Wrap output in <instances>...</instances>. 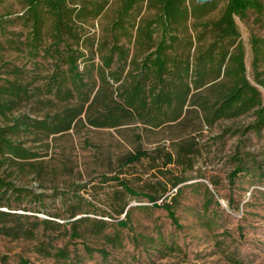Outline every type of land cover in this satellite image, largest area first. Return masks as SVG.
I'll list each match as a JSON object with an SVG mask.
<instances>
[{
	"label": "trees",
	"instance_id": "16d2710c",
	"mask_svg": "<svg viewBox=\"0 0 264 264\" xmlns=\"http://www.w3.org/2000/svg\"><path fill=\"white\" fill-rule=\"evenodd\" d=\"M8 1L0 0V8ZM111 1L21 0L20 15H0L2 36L16 23L25 31L21 44L10 41L8 46L31 60H44L49 68L41 77L42 85L36 86V81H28L26 70L7 64L0 67V208L8 210L0 211V220L4 221L0 231L15 240L38 242L36 253L64 264L81 263V258L69 250L74 240H84L83 249L89 257L98 254L107 259L109 253L90 246L87 238L121 248V231L129 227L130 209L115 193L118 220L116 231L109 233L110 225L105 220L90 217L98 214L91 210L93 204L80 196L84 186L70 185L50 194L26 187V177L41 179L44 174L42 162L37 160L40 154L26 146L28 141L43 144L52 136L86 126L157 129L179 122L191 109L206 127L249 114L254 117L246 126L222 129L219 138H243L247 134L264 137V38L253 35L249 39L251 82L236 23V19L246 20L249 13L263 22L264 0H213L207 4L195 0H118L104 36L97 37L88 27L107 12ZM143 7L151 14L140 17ZM54 101L64 107L42 118L19 113L23 105ZM196 150L194 140L174 142L170 152L159 156L165 166L173 165L186 173L193 171ZM259 156L260 160L237 146L229 160L233 166L228 175L230 185L247 180L255 186L264 185V150ZM142 158L150 155L137 150L124 164L138 163ZM189 178L173 177L170 184L175 192L171 193L166 186L158 192H137L119 177L103 179L115 181L125 195L146 199L153 209L166 213L176 230H181L177 209ZM200 186L204 188V200L197 219L204 229L212 231L217 227L218 212L209 209L212 205L219 208L220 203L207 186ZM190 187L195 188L193 184ZM258 193L264 198V191ZM55 200L61 203L65 215L47 210L48 202ZM38 214L69 221L60 224L41 220ZM79 214L83 216L75 219ZM122 215L124 219L119 220ZM47 233L49 241H41ZM61 238L67 240L58 248L53 243ZM135 241L170 253L181 251L175 243L168 244L161 233L156 239L138 236ZM8 260L1 256L0 264H8ZM18 264L28 262L20 259Z\"/></svg>",
	"mask_w": 264,
	"mask_h": 264
},
{
	"label": "rangeland",
	"instance_id": "374dc122",
	"mask_svg": "<svg viewBox=\"0 0 264 264\" xmlns=\"http://www.w3.org/2000/svg\"><path fill=\"white\" fill-rule=\"evenodd\" d=\"M117 8L118 0H112L107 12L88 27L91 32L97 37L104 36V29L113 20ZM22 11L21 0H11L0 8V15L15 18ZM150 14L143 7L139 16L146 17ZM236 23L245 46L247 77L253 82L249 39L253 35L264 38V18L260 23L254 14L249 13L246 20L236 19ZM24 39L25 31L18 23L9 26L5 35L0 34V67L7 64L24 69L29 73L28 81H36V86H40L43 82L41 77L49 69L48 63L41 59L31 60L25 53L8 46L10 41L21 44ZM63 107L64 104L56 101L39 106L28 104L23 105L19 113L42 118ZM253 121L254 117L249 114L206 127L202 124L200 115L191 109L179 122L157 129L145 130L135 126L119 129L79 127L52 136L43 144L28 141L26 146L33 147L40 154L37 160L42 162L44 174L41 179L28 176L23 184L34 192L47 194L54 189L66 190L70 185L84 186L79 194L93 204L91 210L98 214L90 217L105 220L110 225L109 233L116 231L115 222L118 220V207L113 203L114 194H120L128 205L131 214L129 227L121 231L123 246L112 248L102 240L87 238L86 242L90 246L107 250L108 258L102 259L98 254L87 256L83 249L84 240H74L69 250L81 258L80 264H264V198L258 193V190L264 191V185L255 186L247 180L243 183L238 181L232 186L228 181V175L233 170L229 160L234 156L235 148L242 146L246 152L260 160L259 155L264 150V137L256 138L247 134L243 138H219L222 129L246 126ZM191 140L197 146L193 155L192 172L184 173L182 168L164 165L160 154L170 152L174 142ZM137 150L145 151L150 158L125 165V159ZM104 176L119 177L137 192H158L166 186L170 193L175 192L170 184L173 177H190V181L184 184L187 187L183 190L181 206L177 209L182 229L176 230L166 213L153 209L146 199L125 195L115 181L105 182ZM190 184L195 186L193 190ZM200 184L207 186L214 194L215 201L220 203L219 208L212 205L209 209L211 212H218L217 227L212 231L204 229L197 219L202 212L204 200V188ZM142 207H147V211L138 209ZM47 210L51 214L65 215V209L57 200L49 201ZM0 211L8 212L6 208H0ZM107 214L110 217H106ZM37 216L41 220L50 219L60 224L69 221L50 218L44 214ZM82 216L79 214L75 219ZM122 219L124 215L119 218ZM3 223L0 220V228ZM5 223L9 224L6 220ZM60 231H63V227ZM158 233L162 234L168 244L175 243L181 251L170 253L135 241L138 236L156 239ZM48 236L49 233L41 236V241L48 242ZM66 240L61 238L53 244L59 248ZM37 245L38 242L35 241L6 237L0 231V257H8V264H18L20 259L26 260L28 264H64L36 253Z\"/></svg>",
	"mask_w": 264,
	"mask_h": 264
},
{
	"label": "water",
	"instance_id": "95a60500",
	"mask_svg": "<svg viewBox=\"0 0 264 264\" xmlns=\"http://www.w3.org/2000/svg\"><path fill=\"white\" fill-rule=\"evenodd\" d=\"M197 3L199 4H207V3H210L212 2L213 0H195Z\"/></svg>",
	"mask_w": 264,
	"mask_h": 264
}]
</instances>
